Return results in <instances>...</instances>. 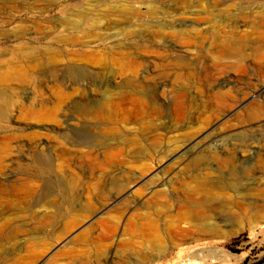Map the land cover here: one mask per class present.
I'll return each mask as SVG.
<instances>
[{
  "label": "rangeland",
  "instance_id": "obj_1",
  "mask_svg": "<svg viewBox=\"0 0 264 264\" xmlns=\"http://www.w3.org/2000/svg\"><path fill=\"white\" fill-rule=\"evenodd\" d=\"M260 12L264 0H0V264H110L115 248L122 264H169L198 245L215 250L205 264H264V213L218 218L215 233L198 236L138 207L142 196L112 198L140 176L150 184L172 174L157 189L177 186L176 157L119 152L125 143L148 146L141 130L155 118L153 102L159 127L177 118L167 135L157 129L160 150L186 140L207 155L250 145L239 162L209 157L210 164L225 181V163L235 166L237 193L264 192V46L248 39L260 54L246 49L233 65L217 57L230 47L228 33L193 38L214 22L248 30L240 17L248 22ZM164 56L185 58L191 69L175 63L151 84L150 61ZM213 60L234 69L218 72ZM142 212L156 227L131 224Z\"/></svg>",
  "mask_w": 264,
  "mask_h": 264
},
{
  "label": "bare ground",
  "instance_id": "obj_2",
  "mask_svg": "<svg viewBox=\"0 0 264 264\" xmlns=\"http://www.w3.org/2000/svg\"><path fill=\"white\" fill-rule=\"evenodd\" d=\"M240 18L242 22L246 24L248 30L239 31V27L235 23H230V25L226 26L214 22L206 28V31H194L193 38L197 41H203L205 39V33H209L212 35L211 37H214L215 39H222V35L228 33L225 36L227 37V43L230 44V47L223 48V50L220 51V55L217 57L222 58V60L224 58L232 59L234 61L233 65L235 62L238 63L243 60L246 49H248L252 55H259L261 51L256 47H249L250 42L248 39L253 38L255 41H258V43L261 41L264 46V34L259 31V23L264 21V12L258 14L255 13L256 22L253 18L249 19L248 22V18ZM224 29H226V32L222 31ZM235 35L237 36L236 38ZM150 63L156 67L155 70H152L154 74L151 77V84H153L154 81L157 82V79H163V76L168 77L170 72L169 66H172L175 63H178L184 69L183 72L186 74H188L187 70L191 69V62L187 61L185 58L178 59L175 57L172 59L165 58L164 56L163 58L158 59V62L152 60ZM213 63L215 70L218 72L225 70L227 67L231 70L234 69L233 65L226 66L219 60H213ZM150 86L154 87L153 85ZM155 104L156 103L153 102L150 105L152 106L150 110L153 111L155 118L151 121H147V126H144L141 130V134L147 136L146 143L148 142V146L141 148L132 147L128 145V143H125L124 148L120 149L119 152L123 158L127 154L126 157L131 159L149 158L152 153H165L166 155L164 157L166 162L171 161L176 157V160L179 159V161L175 162L177 166L176 174H178L177 186L171 189H167V187L157 189L159 186H164L167 181H170L171 183L173 178V176H171L172 174L167 175V177L169 176L167 180H159V182H152L150 184H147L149 181H143L144 176H140L132 180L130 183L122 185L118 192L112 197L113 200L123 194H125L123 198L125 196L128 197V194H130V197H128L127 200L130 198L133 200L142 196V199L140 200L135 199V204L138 207L146 210L151 209L152 215L156 217L166 215L170 218V222L172 223H185L189 226L190 232L198 236H206L215 233L220 224V221L217 220L221 217L230 218L231 220H237V218L244 217L250 220L262 216L264 213V198L258 199V197H263L264 192L256 189L258 194L253 199H251L248 194L242 195L237 193L235 191L238 185L235 166L231 163H225L229 174V177L225 181L220 175L218 168L211 167L212 165L210 164L211 158L209 157L219 158L220 161L222 159H228L229 161L239 162L237 156L241 153H249V149L251 148L250 145H230L229 149H227V147L223 148L222 150L208 154L210 156L204 153L203 150H200V146L192 145L189 140H186L182 145L178 146H168V144L163 150H160L159 144L161 134L157 133V129L162 128L159 130L164 131L165 136L167 130L172 129V123L175 122L177 118L175 117V113L169 116L167 122H164L161 124L162 126L159 127L160 122L159 124L154 123V121H160L157 119L160 110L156 108ZM185 106H188V104L184 102L183 105L178 108L179 111H181V114L182 110L184 112ZM165 124H168V126H163ZM196 149H198V151H195ZM221 155L224 157H221ZM185 156L189 159L187 162L183 163L182 160ZM161 163V165L164 164V162ZM212 175L216 176L213 178ZM260 181H262L261 177L258 178V182ZM140 183L141 187L139 190L131 191L135 185ZM225 189L237 193L236 197L231 198L230 196H226V194H220ZM221 196L223 200L222 202H226V207L221 210L220 213L218 212V208L223 206L217 204V201L219 198L221 199ZM130 202L133 203L132 201ZM122 205L125 206L124 203H122ZM129 206L130 204L127 205L126 210L124 209L127 213L130 211ZM234 209L237 210V213L233 211ZM210 214L215 216V219H212ZM155 223L156 219L151 218L147 212H142L137 216V223L131 221V224L137 225L141 232L148 227H156ZM120 238L121 234L115 235V245L120 241ZM211 251L213 252L215 250H209L206 247L198 245L190 252L180 251L169 264H205L207 253H212ZM109 253H111V258L109 257L107 260L110 264H122L123 260L119 257L116 248L115 250L112 249ZM116 255L118 256V259L115 258ZM141 258L144 259L143 256Z\"/></svg>",
  "mask_w": 264,
  "mask_h": 264
}]
</instances>
